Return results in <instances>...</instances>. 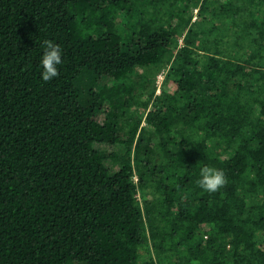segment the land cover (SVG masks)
Returning a JSON list of instances; mask_svg holds the SVG:
<instances>
[{"label":"trees","instance_id":"obj_1","mask_svg":"<svg viewBox=\"0 0 264 264\" xmlns=\"http://www.w3.org/2000/svg\"><path fill=\"white\" fill-rule=\"evenodd\" d=\"M0 264H264V0H0Z\"/></svg>","mask_w":264,"mask_h":264},{"label":"clouds","instance_id":"obj_2","mask_svg":"<svg viewBox=\"0 0 264 264\" xmlns=\"http://www.w3.org/2000/svg\"><path fill=\"white\" fill-rule=\"evenodd\" d=\"M62 63V49L52 42H44V52L41 59V78L44 82H49L59 75L58 66ZM226 177L222 170L203 167L200 171L199 187L207 192H216L226 183Z\"/></svg>","mask_w":264,"mask_h":264},{"label":"rangeland","instance_id":"obj_3","mask_svg":"<svg viewBox=\"0 0 264 264\" xmlns=\"http://www.w3.org/2000/svg\"><path fill=\"white\" fill-rule=\"evenodd\" d=\"M161 81H162V77L161 76H158V78H157V84L160 85ZM105 83H107V80L102 79L99 84L101 85V84H105ZM97 118H98L99 121L102 122L103 117H102V114L101 113L98 114ZM98 147L99 148H104V146H98Z\"/></svg>","mask_w":264,"mask_h":264}]
</instances>
